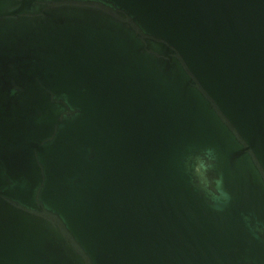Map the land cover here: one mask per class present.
Masks as SVG:
<instances>
[{"label":"water","instance_id":"obj_1","mask_svg":"<svg viewBox=\"0 0 264 264\" xmlns=\"http://www.w3.org/2000/svg\"><path fill=\"white\" fill-rule=\"evenodd\" d=\"M0 264H264V0H0Z\"/></svg>","mask_w":264,"mask_h":264},{"label":"clouds","instance_id":"obj_2","mask_svg":"<svg viewBox=\"0 0 264 264\" xmlns=\"http://www.w3.org/2000/svg\"><path fill=\"white\" fill-rule=\"evenodd\" d=\"M207 160L214 159V149H204L203 156L197 157V163L199 167H194V173L199 180L200 190L203 191L212 201L219 199L223 196L225 200H229V194L224 190L223 176H217L213 181L207 180V173L212 170L213 164L208 163ZM201 170H203V176H201Z\"/></svg>","mask_w":264,"mask_h":264}]
</instances>
